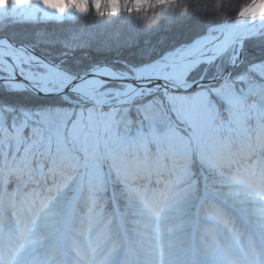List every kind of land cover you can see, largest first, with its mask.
Wrapping results in <instances>:
<instances>
[{
  "label": "snow or ice",
  "instance_id": "snow-or-ice-1",
  "mask_svg": "<svg viewBox=\"0 0 264 264\" xmlns=\"http://www.w3.org/2000/svg\"><path fill=\"white\" fill-rule=\"evenodd\" d=\"M0 264H264V0H0Z\"/></svg>",
  "mask_w": 264,
  "mask_h": 264
},
{
  "label": "trees",
  "instance_id": "trees-1",
  "mask_svg": "<svg viewBox=\"0 0 264 264\" xmlns=\"http://www.w3.org/2000/svg\"><path fill=\"white\" fill-rule=\"evenodd\" d=\"M249 2V0H185L186 4H190L192 6L200 7L204 10V12L211 17L212 14L219 9L228 15H231L239 10V8L244 4ZM90 19V18H86ZM179 38V37H177ZM253 51L258 55L259 49L257 46H251ZM126 55H130L129 53H125ZM105 54L98 55V58L103 59Z\"/></svg>",
  "mask_w": 264,
  "mask_h": 264
},
{
  "label": "clouds",
  "instance_id": "clouds-1",
  "mask_svg": "<svg viewBox=\"0 0 264 264\" xmlns=\"http://www.w3.org/2000/svg\"><path fill=\"white\" fill-rule=\"evenodd\" d=\"M49 2H54V0H49Z\"/></svg>",
  "mask_w": 264,
  "mask_h": 264
}]
</instances>
